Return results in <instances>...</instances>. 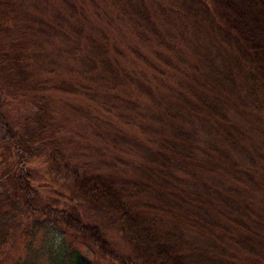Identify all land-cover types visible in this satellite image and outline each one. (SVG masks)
I'll list each match as a JSON object with an SVG mask.
<instances>
[{"label": "trees", "instance_id": "1", "mask_svg": "<svg viewBox=\"0 0 264 264\" xmlns=\"http://www.w3.org/2000/svg\"><path fill=\"white\" fill-rule=\"evenodd\" d=\"M201 42L223 71H203ZM233 71L264 99V0H0V131L15 156L0 250L23 224L13 264H91L71 244L44 252L50 224L113 264H264L249 169L196 129L241 150ZM7 103L27 113L9 118ZM41 163L72 173L70 192L43 197ZM183 169L195 183H176Z\"/></svg>", "mask_w": 264, "mask_h": 264}, {"label": "rangeland", "instance_id": "2", "mask_svg": "<svg viewBox=\"0 0 264 264\" xmlns=\"http://www.w3.org/2000/svg\"><path fill=\"white\" fill-rule=\"evenodd\" d=\"M202 43V42H201ZM205 42L202 43L201 47L205 49L204 52L210 53L213 57V65H203V71L209 75V73L216 66L221 71L224 70V65L221 63V59L217 57L215 51L212 47L205 45ZM210 51V52H209ZM62 62L63 58L59 59ZM68 63L76 64L75 60L68 59ZM213 67V68H212ZM226 73V72H225ZM231 79L232 81H224V83H229L227 86L230 90L229 95V114L232 122L236 124L235 132L238 137L241 139L242 144H240L241 150L239 147H234L231 145L225 146L220 143L221 137L215 135L212 137H207L203 131H201L198 126L196 127L198 131V141L203 144L205 140H213L220 148H225L235 159L239 160L244 169L247 170L246 173L250 174L253 181L242 188L245 194H248L250 200V209L255 212L259 210L263 213L264 211V99L260 93L255 92L251 87L244 82L243 77L240 73L233 71ZM222 75V73H219ZM234 75V76H233ZM209 77V76H207ZM210 78V77H209ZM215 83H211L214 85ZM228 105V106H229ZM4 113L9 118H19L25 112L27 113L26 105L7 103L4 105ZM228 124V122L226 123ZM229 125V124H228ZM212 135H214L212 133ZM226 143V142H225ZM85 145V144H84ZM245 148L247 151L245 152ZM250 153L253 156L252 161L249 160L242 153ZM251 157V156H250ZM198 158H200V153H198ZM15 161V156L13 155L10 147L5 143L1 138L0 131V175L8 172L12 167V163ZM183 169L180 177L176 183L181 184L184 182L185 185H192L196 181L191 179L188 175V172ZM72 173L66 172L61 167L50 166V164L41 163L37 165L35 169V177L39 180L44 181L42 188V196H52V193H62L64 191L70 192L69 184L71 182ZM206 176V175H205ZM204 176V177H205ZM45 178V180H44ZM218 178H215L214 181H217ZM217 183V182H216ZM225 183V182H224ZM225 184H218V187L221 188ZM193 187H190L192 189ZM2 186H0V190ZM263 210V211H262ZM104 230L107 237L113 241L116 247L123 250L124 252H129L127 246L121 240L120 234L111 228L110 223H105ZM22 227L18 229L15 239L10 244L6 245L0 250V264H13L16 259L19 257L23 258L26 254L25 242L28 236L24 235L26 231ZM46 233V241L43 243V251L50 253V251L55 250L54 247H63L64 243L71 244L73 248L77 249L91 264H113L107 258L103 257L100 253L95 250L89 249L83 246L75 237L70 233L62 231V228L57 225H48ZM45 240V239H44ZM39 240L35 243V247L39 245ZM42 243V240H41ZM41 246V244L39 245ZM40 248V247H39ZM45 259L47 257L45 256Z\"/></svg>", "mask_w": 264, "mask_h": 264}]
</instances>
